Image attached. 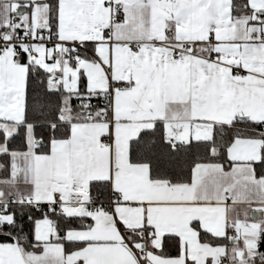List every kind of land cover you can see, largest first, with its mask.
Masks as SVG:
<instances>
[{"label": "snow or ice", "instance_id": "6c2138e0", "mask_svg": "<svg viewBox=\"0 0 264 264\" xmlns=\"http://www.w3.org/2000/svg\"><path fill=\"white\" fill-rule=\"evenodd\" d=\"M0 264H264V0H0Z\"/></svg>", "mask_w": 264, "mask_h": 264}]
</instances>
